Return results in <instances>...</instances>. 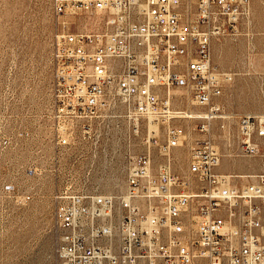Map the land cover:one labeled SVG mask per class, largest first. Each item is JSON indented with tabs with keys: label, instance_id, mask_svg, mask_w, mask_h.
Returning <instances> with one entry per match:
<instances>
[{
	"label": "built area",
	"instance_id": "2783aa9c",
	"mask_svg": "<svg viewBox=\"0 0 264 264\" xmlns=\"http://www.w3.org/2000/svg\"><path fill=\"white\" fill-rule=\"evenodd\" d=\"M187 2L52 0L55 145L96 158L104 134L129 150L147 142L123 191L57 196L60 264H264V173H218L223 154L211 137L190 147L188 177L172 169V150L186 142L175 121L199 120L205 134L216 120L227 128L221 100L235 74L214 64L212 43L239 33L251 0H195L191 19ZM172 89L200 112L174 108ZM237 132L241 155H264V115L241 116Z\"/></svg>",
	"mask_w": 264,
	"mask_h": 264
},
{
	"label": "rangeland",
	"instance_id": "374dc122",
	"mask_svg": "<svg viewBox=\"0 0 264 264\" xmlns=\"http://www.w3.org/2000/svg\"><path fill=\"white\" fill-rule=\"evenodd\" d=\"M187 5L191 19L195 0ZM251 6V17L240 25L239 33L212 43L214 64L235 74L221 100L231 114L227 128L216 120L205 134L198 129L199 120L175 121L186 130L185 144L172 150V169L180 177L189 175L190 147L208 137L223 154L218 173H264V155L243 156L237 146L239 118L264 115V0H251ZM55 27L52 0H0V264H60L57 196L97 187L123 191L131 158L147 148L139 139L129 150L127 142L106 134L104 151L100 149L96 158L85 147L55 145L51 131ZM170 94L174 108L200 112L185 89H172ZM233 180L241 185L249 181Z\"/></svg>",
	"mask_w": 264,
	"mask_h": 264
},
{
	"label": "bare ground",
	"instance_id": "6f19581e",
	"mask_svg": "<svg viewBox=\"0 0 264 264\" xmlns=\"http://www.w3.org/2000/svg\"><path fill=\"white\" fill-rule=\"evenodd\" d=\"M188 114L192 115L193 117H194V115H195L194 113H191V112H188Z\"/></svg>",
	"mask_w": 264,
	"mask_h": 264
},
{
	"label": "crops",
	"instance_id": "0c3cea01",
	"mask_svg": "<svg viewBox=\"0 0 264 264\" xmlns=\"http://www.w3.org/2000/svg\"><path fill=\"white\" fill-rule=\"evenodd\" d=\"M251 11H252V6H251Z\"/></svg>",
	"mask_w": 264,
	"mask_h": 264
}]
</instances>
